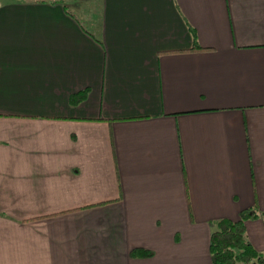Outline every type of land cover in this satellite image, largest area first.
I'll return each instance as SVG.
<instances>
[{"label": "crops", "instance_id": "obj_1", "mask_svg": "<svg viewBox=\"0 0 264 264\" xmlns=\"http://www.w3.org/2000/svg\"><path fill=\"white\" fill-rule=\"evenodd\" d=\"M68 4L0 0V264H211L264 210V0Z\"/></svg>", "mask_w": 264, "mask_h": 264}, {"label": "trees", "instance_id": "obj_2", "mask_svg": "<svg viewBox=\"0 0 264 264\" xmlns=\"http://www.w3.org/2000/svg\"><path fill=\"white\" fill-rule=\"evenodd\" d=\"M188 28L192 43L190 49L205 48L197 43L194 29L190 26ZM87 90L88 88L84 87L70 92L69 102L82 100ZM256 217H262L264 221V210H260L254 202L241 208L235 218L223 216L210 221L208 252L211 264H264V251L253 246L244 226L246 219ZM129 254L133 257H147L152 254V251L148 248L133 247L129 250Z\"/></svg>", "mask_w": 264, "mask_h": 264}, {"label": "rangeland", "instance_id": "obj_3", "mask_svg": "<svg viewBox=\"0 0 264 264\" xmlns=\"http://www.w3.org/2000/svg\"><path fill=\"white\" fill-rule=\"evenodd\" d=\"M61 1H64L66 3L70 2V4H68V7H70L71 9H76L77 11H80L81 13L88 10L89 11L88 15L91 14L92 12L93 14H95L96 8L97 10H99V8L97 7L99 0H61ZM72 1L74 3H71ZM95 16L97 17L98 13L95 14Z\"/></svg>", "mask_w": 264, "mask_h": 264}]
</instances>
